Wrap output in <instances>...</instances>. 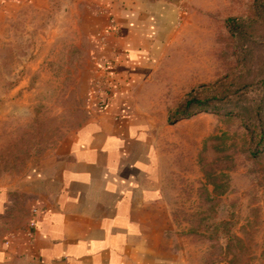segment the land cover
Instances as JSON below:
<instances>
[{"label": "rangeland", "instance_id": "374dc122", "mask_svg": "<svg viewBox=\"0 0 264 264\" xmlns=\"http://www.w3.org/2000/svg\"><path fill=\"white\" fill-rule=\"evenodd\" d=\"M251 1L195 8L141 85L164 195L154 244L170 264H264V148L252 131L264 112V19L250 13ZM75 2L27 5L0 51L8 88L0 102V238L28 223L26 173L87 119L101 91L98 44L81 30ZM228 17L242 20L239 31H229ZM190 92L210 105L174 121Z\"/></svg>", "mask_w": 264, "mask_h": 264}, {"label": "crops", "instance_id": "0c3cea01", "mask_svg": "<svg viewBox=\"0 0 264 264\" xmlns=\"http://www.w3.org/2000/svg\"><path fill=\"white\" fill-rule=\"evenodd\" d=\"M46 2L0 0V51L25 7ZM209 2L76 0L81 30L98 44L101 91L87 119L26 173L31 214L0 238V264H170L154 244L164 195L141 85L183 20ZM1 81L0 102L8 95Z\"/></svg>", "mask_w": 264, "mask_h": 264}, {"label": "trees", "instance_id": "16d2710c", "mask_svg": "<svg viewBox=\"0 0 264 264\" xmlns=\"http://www.w3.org/2000/svg\"><path fill=\"white\" fill-rule=\"evenodd\" d=\"M249 11L250 13L256 14L257 17H259L260 19H264V0H252L249 5ZM244 21H245V17H244ZM227 23H228L229 31H231V33H233L234 31H239V28L243 26L242 20L236 17H228ZM261 82H264V69H263V77L261 78ZM222 85L223 87H221L219 91L224 92L226 94L228 92L229 85L224 82ZM250 85H252V82L244 84V86H250ZM208 105H210V102L209 100L204 99V96H201L199 93L196 92L195 93L190 92L187 95V97L175 107V109L172 111L171 117L175 121L180 118L190 116L197 111L205 110L206 107H208ZM260 114L262 113H259L257 119L254 120L255 126L252 127V131L255 132V137L257 139L256 148L263 149L264 148V112L262 115ZM226 239L229 242L231 236L227 234Z\"/></svg>", "mask_w": 264, "mask_h": 264}]
</instances>
